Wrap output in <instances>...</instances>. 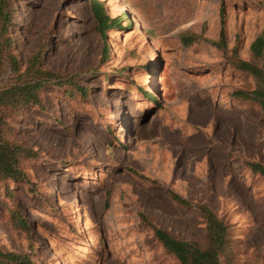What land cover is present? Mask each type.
Listing matches in <instances>:
<instances>
[{"label": "rangeland", "instance_id": "1", "mask_svg": "<svg viewBox=\"0 0 264 264\" xmlns=\"http://www.w3.org/2000/svg\"><path fill=\"white\" fill-rule=\"evenodd\" d=\"M102 1L122 25L107 57L92 0L9 2L22 69L42 50L85 91L51 84L44 107L22 111L15 137L39 157L25 163L30 183L0 180V246L35 264H180L152 225L202 239L195 205L207 203L235 224L240 263L264 264V175L247 165L264 164V111L232 96L257 84L234 57L252 59L264 0ZM222 30L225 47L211 42ZM186 32L198 36L188 46ZM13 76L6 61L0 87Z\"/></svg>", "mask_w": 264, "mask_h": 264}, {"label": "trees", "instance_id": "2", "mask_svg": "<svg viewBox=\"0 0 264 264\" xmlns=\"http://www.w3.org/2000/svg\"><path fill=\"white\" fill-rule=\"evenodd\" d=\"M10 0H0V74L8 62L14 76L0 87V180L7 183H30L25 163L28 159H36L39 153L33 147L19 141L15 137L16 124L23 110L28 107H44L43 93L48 85L63 86L73 83L80 92L85 89L74 81H70L62 73L46 68L42 50L36 51L22 69L20 60L13 53V39L10 35L12 17ZM91 10L95 19V27L105 45L104 57L109 54V32L121 27V17H113L102 0H92ZM198 39L196 34L184 33L181 40L184 45H191ZM213 44L226 46L224 30L218 41ZM252 59L245 60L237 54L234 57L235 66L251 74L257 81L252 89H236L232 96L243 101L255 102L264 111V29L252 42ZM148 96L153 97L146 91ZM248 167L253 173L264 175V164L258 161H248ZM7 188H9L7 186ZM172 199L184 207H190L191 202L180 195L172 193ZM109 199H107V204ZM206 221V231L202 239L187 240L180 238L174 232L152 225L154 236L167 253L173 255L180 264H241L236 245L235 224L229 219L219 216L207 203L195 205ZM21 211L11 213V222L19 228H28L27 218ZM148 222L145 217L144 221ZM264 259V254L260 256ZM264 263V261H263ZM0 264H35L30 255L8 250L0 246Z\"/></svg>", "mask_w": 264, "mask_h": 264}]
</instances>
